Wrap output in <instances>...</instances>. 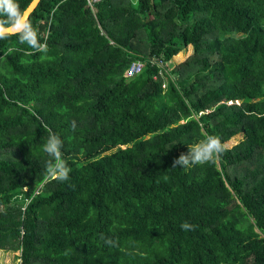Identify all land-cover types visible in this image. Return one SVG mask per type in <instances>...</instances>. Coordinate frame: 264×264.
I'll use <instances>...</instances> for the list:
<instances>
[{"label":"trees","instance_id":"trees-1","mask_svg":"<svg viewBox=\"0 0 264 264\" xmlns=\"http://www.w3.org/2000/svg\"><path fill=\"white\" fill-rule=\"evenodd\" d=\"M97 9L40 0L47 53L0 41V250L20 264H264V0ZM49 131L67 182L45 177ZM208 135L243 139L172 168Z\"/></svg>","mask_w":264,"mask_h":264},{"label":"clouds","instance_id":"clouds-1","mask_svg":"<svg viewBox=\"0 0 264 264\" xmlns=\"http://www.w3.org/2000/svg\"><path fill=\"white\" fill-rule=\"evenodd\" d=\"M40 33L30 19L28 7L22 8L19 0H0V41L16 36L21 44H27L36 52L47 53V42H41ZM75 130V122H73ZM63 141L49 131L42 145L43 152L48 159L44 162L45 177L47 179L67 182L70 179V167L63 157ZM225 146L221 139L215 135H208L196 144H189L188 151L174 158L172 168H190L197 164L213 161L222 154ZM184 231H194L195 225L187 221L181 224ZM100 239L109 247L118 246V241L101 234Z\"/></svg>","mask_w":264,"mask_h":264},{"label":"rangeland","instance_id":"rangeland-1","mask_svg":"<svg viewBox=\"0 0 264 264\" xmlns=\"http://www.w3.org/2000/svg\"><path fill=\"white\" fill-rule=\"evenodd\" d=\"M191 45V44H190ZM182 50V49H181ZM185 50V49H183ZM193 52V46L188 47V51L185 53V55L180 56V58H176V56L171 57V65L176 64L182 60H185L189 55H191ZM243 139L241 135H237L234 138H232L229 142L225 144V147L232 148L233 146L237 145L238 142H240ZM22 253L20 251H5L0 250V264H20L22 261V258L19 256Z\"/></svg>","mask_w":264,"mask_h":264},{"label":"built area","instance_id":"built-area-1","mask_svg":"<svg viewBox=\"0 0 264 264\" xmlns=\"http://www.w3.org/2000/svg\"><path fill=\"white\" fill-rule=\"evenodd\" d=\"M104 1L105 0H87L88 7L91 8L94 12H97L98 11V9H97L98 5ZM155 59H153L152 63L155 62ZM143 64L144 63L140 60H136V61L132 62L130 67L125 71V77H132V76L138 74L139 72H141L142 68L144 66ZM159 64H161L160 61H159Z\"/></svg>","mask_w":264,"mask_h":264},{"label":"water","instance_id":"water-1","mask_svg":"<svg viewBox=\"0 0 264 264\" xmlns=\"http://www.w3.org/2000/svg\"><path fill=\"white\" fill-rule=\"evenodd\" d=\"M39 1L40 0H32L30 2V5H28V10L30 12V15H31L32 11L35 9V7L37 6V4H38Z\"/></svg>","mask_w":264,"mask_h":264}]
</instances>
